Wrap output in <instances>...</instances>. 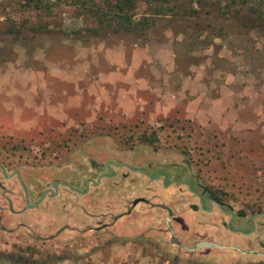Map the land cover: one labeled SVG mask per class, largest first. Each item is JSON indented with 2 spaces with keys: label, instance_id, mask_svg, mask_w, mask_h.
I'll return each instance as SVG.
<instances>
[{
  "label": "rangeland",
  "instance_id": "1",
  "mask_svg": "<svg viewBox=\"0 0 264 264\" xmlns=\"http://www.w3.org/2000/svg\"><path fill=\"white\" fill-rule=\"evenodd\" d=\"M116 1L60 3L50 19L24 12L20 0H0V162L43 187L52 184L53 174L64 176L66 165L95 156L90 149L97 142L105 160L149 145L189 162L202 186L221 195L233 212L248 220L260 214L264 0H176L159 15L153 0H132L128 16L152 22L139 33H115L106 19L100 25L97 10ZM106 186L103 209L116 195ZM47 202L35 210L46 217L41 224L22 228L12 226L11 217L0 220V264L96 262L95 238L51 236L74 217L81 228L84 208ZM213 217L200 215L196 221L203 226L195 221L185 228L186 245L190 236L258 247L260 233L242 241L225 237ZM162 251L169 261L181 256L180 264L258 261L231 250Z\"/></svg>",
  "mask_w": 264,
  "mask_h": 264
},
{
  "label": "flooded vegetation",
  "instance_id": "2",
  "mask_svg": "<svg viewBox=\"0 0 264 264\" xmlns=\"http://www.w3.org/2000/svg\"><path fill=\"white\" fill-rule=\"evenodd\" d=\"M102 146L100 142L94 144L90 150H93L91 153H95V156H87L86 161L76 163L74 168L71 164L66 165L70 169L66 170L64 176L63 173L59 176L53 174L52 184L43 187L37 178L30 181L19 170H10L0 162V220L11 217L12 226L20 225L24 228L45 222L46 217H40L35 210L45 205L47 200L59 202L62 206H73L76 203V212L82 207L85 211L83 223L78 222L82 227L75 224L74 217L71 218L74 221L58 228L51 236H61L65 232L74 235L79 233L83 238H95L97 241L92 243L94 248L112 247L119 243L143 245L165 257L162 250L168 247L180 252H198L184 248L194 249L198 243L203 242V239L189 236L187 239L191 245L187 246L184 238L186 229L194 227L200 215H212L223 229L229 230V233L224 230L225 237L230 234L240 237L242 241V238L260 233V240L255 243L257 248L245 247L239 240L234 246H222L227 247L225 250L258 259L246 264H264V211L255 214L250 220L246 215L233 212L221 195L202 186L199 176L190 171L192 167L189 162L174 161L157 147L148 145L145 151L138 152L134 148L125 151L124 156L105 160ZM2 169L7 176H4ZM104 185L116 195L119 190L127 192L110 195L104 201L106 208L103 209ZM259 218L260 231H257ZM196 223L197 227L203 226L200 221ZM123 224L131 226L135 235L121 237L113 231ZM248 224L251 225L249 230ZM69 227H77V230ZM171 258L175 264L182 262L179 255Z\"/></svg>",
  "mask_w": 264,
  "mask_h": 264
},
{
  "label": "trees",
  "instance_id": "3",
  "mask_svg": "<svg viewBox=\"0 0 264 264\" xmlns=\"http://www.w3.org/2000/svg\"><path fill=\"white\" fill-rule=\"evenodd\" d=\"M74 1L75 0H20L24 12H41L50 19L54 17L53 10L56 8V5H60V3H73ZM153 1L158 3V6L155 7V10L156 14L159 15L165 9L164 7L166 5L174 3L176 0ZM131 2L132 0H117L115 4L108 2L106 7L107 10H104V12L100 11L99 8V10H97L96 12V17H98L100 25H103L107 20V23H109V25L111 24V26L114 27L115 33H120L121 31H124L126 33H139L142 32L143 29L151 26L152 22L149 19H147L145 22L133 21V18L131 16H128V12L126 10L132 9V7L130 6ZM46 29L47 28L45 27L42 31H47Z\"/></svg>",
  "mask_w": 264,
  "mask_h": 264
},
{
  "label": "crops",
  "instance_id": "4",
  "mask_svg": "<svg viewBox=\"0 0 264 264\" xmlns=\"http://www.w3.org/2000/svg\"><path fill=\"white\" fill-rule=\"evenodd\" d=\"M137 53H140L139 49L136 50V55H138ZM113 231L121 237L129 238L135 235L132 227L128 224H123ZM104 239L107 240V238ZM96 249H98L97 252L91 256L92 259H97L95 263L86 260V262L76 264H175L167 260L166 257H161L155 250L143 245L119 243L110 248ZM108 254H111L110 257Z\"/></svg>",
  "mask_w": 264,
  "mask_h": 264
},
{
  "label": "water",
  "instance_id": "5",
  "mask_svg": "<svg viewBox=\"0 0 264 264\" xmlns=\"http://www.w3.org/2000/svg\"><path fill=\"white\" fill-rule=\"evenodd\" d=\"M3 172H4V176H7L6 172L4 170H3ZM56 188H57V186H56ZM184 248L186 250H192V251H199V250H202L204 248H206V249H220V250L227 249V247H225V246H222V245H219V244H216V243H212V242H208V241H203V242L198 243L196 248H194V249H189L187 247H184ZM230 249L235 250L236 248L230 247ZM237 250L241 251L239 249H237Z\"/></svg>",
  "mask_w": 264,
  "mask_h": 264
}]
</instances>
